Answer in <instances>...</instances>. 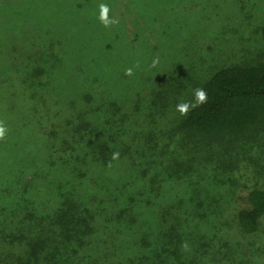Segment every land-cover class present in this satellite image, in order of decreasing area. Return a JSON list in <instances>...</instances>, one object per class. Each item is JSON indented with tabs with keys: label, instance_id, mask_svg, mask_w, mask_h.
I'll return each mask as SVG.
<instances>
[{
	"label": "rangeland",
	"instance_id": "1",
	"mask_svg": "<svg viewBox=\"0 0 264 264\" xmlns=\"http://www.w3.org/2000/svg\"><path fill=\"white\" fill-rule=\"evenodd\" d=\"M263 23L264 0H0V264H264V218L251 234L237 221L264 188V130L224 174L140 169L143 137L215 71L264 61ZM22 85L36 97L24 115L8 107ZM105 147L108 163L87 153ZM85 207L102 219L90 236Z\"/></svg>",
	"mask_w": 264,
	"mask_h": 264
},
{
	"label": "trees",
	"instance_id": "2",
	"mask_svg": "<svg viewBox=\"0 0 264 264\" xmlns=\"http://www.w3.org/2000/svg\"><path fill=\"white\" fill-rule=\"evenodd\" d=\"M261 30L264 41V23ZM38 41L40 40L24 42L22 57L19 61H25L24 57L29 53L31 47L36 46ZM37 48L41 51L42 49L56 51L51 43L38 44ZM36 68L40 69L42 75L50 74L46 77L47 80L50 78L51 72L45 69L40 62ZM52 79H55L53 75ZM22 88H24L23 85ZM10 90L13 91V88ZM201 90L205 93L204 102L194 103L189 106L186 114H183L180 119L171 121L168 126L163 128L150 129L143 137L150 155L144 163L147 167L140 168L144 176L149 175L151 167L156 170L157 166H161L160 171H155L154 174L158 179L162 174L171 177L181 167L224 174L231 168L230 159L240 155L241 149L244 147V138H250L252 141L253 138L262 134L264 130V61L222 67L205 81ZM50 95L52 96V94ZM42 98L44 97L42 96ZM24 100L27 101H23L22 106L17 103V105H8V107L15 112L22 111L24 115L27 104L34 109L33 104H36V97L24 88ZM40 102L44 103L45 100L41 99ZM53 106L55 107L56 104L54 103ZM63 112H66L71 120H74L76 115L74 112H71L67 107ZM76 121H78L77 118ZM79 125L86 130L90 127L87 124L79 123ZM15 128H17V124ZM15 133L18 134V131ZM97 140L99 138H95L94 141ZM98 145L102 146L104 143ZM53 149L57 148H52V151ZM106 149L109 148L91 149L87 153L96 162L105 164L110 161ZM67 150L69 149L67 148ZM262 150L264 153V142ZM109 151L111 152L110 149ZM53 155L70 156L65 149L55 150ZM140 156L142 154H139ZM0 159L3 158L0 156ZM7 160L9 159L7 158ZM3 161H6V158ZM71 161L73 163V158ZM79 174H81L79 178L83 179L88 176L89 172L85 171ZM135 201H137L136 198L131 204L139 203ZM247 201L248 207L238 211L237 221L242 231L251 234L259 229L261 220L264 218V188L251 189L248 192ZM138 207L139 204L132 205L128 211L129 214L134 212V214L140 215L141 211H133L134 209L137 211ZM103 209L106 211V208ZM83 213L82 221L87 235L90 236L100 231L102 228L99 227L102 225V219L98 220L100 213L91 207H85ZM115 216L119 217V215ZM105 220L107 222L110 220L108 215L105 216ZM46 264L57 263L52 261Z\"/></svg>",
	"mask_w": 264,
	"mask_h": 264
},
{
	"label": "clouds",
	"instance_id": "3",
	"mask_svg": "<svg viewBox=\"0 0 264 264\" xmlns=\"http://www.w3.org/2000/svg\"><path fill=\"white\" fill-rule=\"evenodd\" d=\"M107 7L106 6H102V11H101V15H100V19L102 20L103 23L108 24L110 21L107 19ZM205 93L203 92V90H197L196 91V99L198 103H202L205 100ZM178 110L181 112V114H186V112L188 111L189 105L188 104H182V105H178ZM6 128L3 126H0V137H3L6 133Z\"/></svg>",
	"mask_w": 264,
	"mask_h": 264
}]
</instances>
